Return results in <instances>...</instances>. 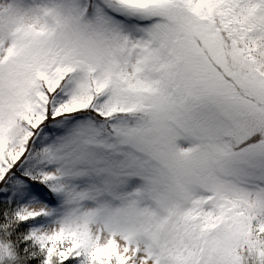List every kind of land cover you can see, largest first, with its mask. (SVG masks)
I'll return each mask as SVG.
<instances>
[{
    "label": "snow or ice",
    "instance_id": "6c2138e0",
    "mask_svg": "<svg viewBox=\"0 0 264 264\" xmlns=\"http://www.w3.org/2000/svg\"><path fill=\"white\" fill-rule=\"evenodd\" d=\"M0 264H264V0H0Z\"/></svg>",
    "mask_w": 264,
    "mask_h": 264
}]
</instances>
